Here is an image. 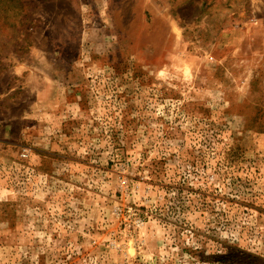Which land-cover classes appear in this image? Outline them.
I'll return each instance as SVG.
<instances>
[{
	"label": "rangeland",
	"instance_id": "rangeland-1",
	"mask_svg": "<svg viewBox=\"0 0 264 264\" xmlns=\"http://www.w3.org/2000/svg\"><path fill=\"white\" fill-rule=\"evenodd\" d=\"M27 63L0 264H264V0H0L1 121Z\"/></svg>",
	"mask_w": 264,
	"mask_h": 264
},
{
	"label": "crops",
	"instance_id": "crops-1",
	"mask_svg": "<svg viewBox=\"0 0 264 264\" xmlns=\"http://www.w3.org/2000/svg\"><path fill=\"white\" fill-rule=\"evenodd\" d=\"M39 68L40 67L28 63L12 67V80L19 82L20 79H24V82H19V84L16 86L11 85L9 82L8 86L6 85L7 91L5 92V95H9L10 93H12V91L19 87V85H23L22 88L32 95V99L27 100L28 102H26V104L23 106L17 102V98L15 100L12 99L16 101L18 111L15 115L9 114V116L11 115L10 119H4V121L0 120V126L2 127L0 131H7L6 127H8V124H10V122L15 117H42L49 115V112L51 114V110L55 109L56 100L51 98V94L53 93L52 84H48L45 82V80L49 81L50 76L49 74L47 75V73H44V70L42 68L40 70ZM29 84L32 86H30ZM47 92L50 94H47ZM1 114L2 113L0 112V116ZM27 128L28 127L23 129V133L27 131Z\"/></svg>",
	"mask_w": 264,
	"mask_h": 264
}]
</instances>
